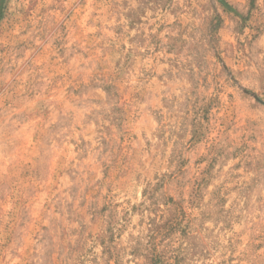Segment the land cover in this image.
<instances>
[{
	"label": "rangeland",
	"instance_id": "obj_1",
	"mask_svg": "<svg viewBox=\"0 0 264 264\" xmlns=\"http://www.w3.org/2000/svg\"><path fill=\"white\" fill-rule=\"evenodd\" d=\"M0 264H264V0H0Z\"/></svg>",
	"mask_w": 264,
	"mask_h": 264
}]
</instances>
